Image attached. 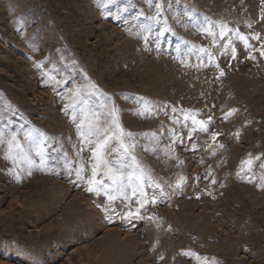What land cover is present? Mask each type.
<instances>
[{"label":"rangeland","instance_id":"1","mask_svg":"<svg viewBox=\"0 0 264 264\" xmlns=\"http://www.w3.org/2000/svg\"><path fill=\"white\" fill-rule=\"evenodd\" d=\"M261 44L264 0H0V264H264Z\"/></svg>","mask_w":264,"mask_h":264},{"label":"snow or ice","instance_id":"2","mask_svg":"<svg viewBox=\"0 0 264 264\" xmlns=\"http://www.w3.org/2000/svg\"><path fill=\"white\" fill-rule=\"evenodd\" d=\"M153 20L155 19V17L152 18ZM208 31L210 32L211 29H208ZM227 35V31L226 30H222L220 33L221 38L223 39L225 36ZM145 39H147V37H145ZM240 40L244 41L245 43V48L246 50L250 49V45L247 42V38L240 36L239 37ZM254 39H259L258 37H254ZM256 51H258L260 53V56L262 58H264V44H261V46L257 49H255ZM200 51H206L205 49H200ZM232 58L235 59L236 58V50L235 48L232 49ZM248 59H254V57L252 56L251 51H248ZM221 75H223V72H221ZM189 119L188 116H185V120ZM192 120V125H199V130L200 131H204L207 132L208 128H207V124L211 122V118H209L208 121H197L195 119V117L191 118ZM78 128L80 127V125L77 126ZM117 127H119L117 125ZM193 131L196 130V128L192 129ZM123 134V133H122ZM127 135H131V133H128ZM217 133H213L212 134V139L213 141H215L216 137H217ZM173 141L175 142L177 139H179L178 137H175L173 135ZM15 139V137H13V140ZM189 139L191 140V133L189 135ZM108 143V137L106 136L105 139L103 140V142H98L95 146V149L93 150V158L99 160L101 153L103 152V150L105 149V146ZM196 145H193V149H195ZM120 148L124 149L125 152H127V148L125 147V145L123 143L120 144ZM113 151H116V149H113ZM7 159V157H6ZM257 160H259V157H256ZM253 161L251 159L249 160H245L242 161V165H247L249 168L251 167ZM106 167V171L104 172V176L105 178L110 181L111 183H105V180H101L98 179V169L100 167V164H94L92 167V176L91 178L87 181L88 183V187L86 189V191L88 192H96L97 194H100V190L103 189L104 190V194L107 196V199L111 202V201H115L118 196L119 197H123L124 199H129L126 191L124 190L125 187H131L132 188V196L135 197L137 196V193H139V199L136 200V203L138 205V207L136 208L135 212L133 211H129L127 213V215L125 216V218H133L139 215L140 210L145 208L149 203L151 204H155L156 200L155 197H153L151 200L148 198L147 193L144 191V175L143 173H141V175L139 176H134L133 174H129L127 177V184H125V178H124V174L119 172L118 170H114L111 166H108L106 163L104 165ZM261 168H264V164L260 165ZM77 176L80 177V170H77ZM183 178H181L182 180ZM133 180L136 181V186H133ZM180 180L177 181V186H179L180 184ZM215 181H213L214 183ZM152 187L155 188H159L160 185L156 184V183H152L151 185ZM110 193H115V194H110ZM187 255V253H186Z\"/></svg>","mask_w":264,"mask_h":264}]
</instances>
